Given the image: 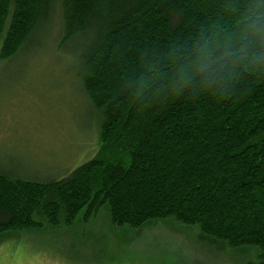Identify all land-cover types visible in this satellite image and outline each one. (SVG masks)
Here are the masks:
<instances>
[{"label":"trees","instance_id":"16d2710c","mask_svg":"<svg viewBox=\"0 0 264 264\" xmlns=\"http://www.w3.org/2000/svg\"><path fill=\"white\" fill-rule=\"evenodd\" d=\"M56 7L61 41H81L99 147L63 177L0 172V235L107 205L112 225L172 219L264 264V64L244 59L264 40L238 42L264 0H0V59Z\"/></svg>","mask_w":264,"mask_h":264},{"label":"rangeland","instance_id":"374dc122","mask_svg":"<svg viewBox=\"0 0 264 264\" xmlns=\"http://www.w3.org/2000/svg\"><path fill=\"white\" fill-rule=\"evenodd\" d=\"M59 7L14 55L0 59V172L68 175L99 147V112L81 84V41L62 42ZM10 176V175H9ZM231 248L172 219L112 225L107 205L86 222L0 235V264H248Z\"/></svg>","mask_w":264,"mask_h":264},{"label":"clouds","instance_id":"9594fccd","mask_svg":"<svg viewBox=\"0 0 264 264\" xmlns=\"http://www.w3.org/2000/svg\"><path fill=\"white\" fill-rule=\"evenodd\" d=\"M257 39L264 40V22H262L260 15L254 14L245 18L243 27L238 34V42L241 49L247 51L252 41ZM229 46L231 47V45ZM209 58H214L213 51L205 48L198 57V62L206 66ZM244 59L253 66L264 64V48L253 51L251 55L245 56Z\"/></svg>","mask_w":264,"mask_h":264}]
</instances>
